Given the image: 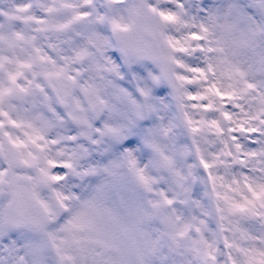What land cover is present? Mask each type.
Here are the masks:
<instances>
[{
  "label": "clouds",
  "instance_id": "1",
  "mask_svg": "<svg viewBox=\"0 0 264 264\" xmlns=\"http://www.w3.org/2000/svg\"><path fill=\"white\" fill-rule=\"evenodd\" d=\"M0 264H264V4L0 0Z\"/></svg>",
  "mask_w": 264,
  "mask_h": 264
},
{
  "label": "snow or ice",
  "instance_id": "2",
  "mask_svg": "<svg viewBox=\"0 0 264 264\" xmlns=\"http://www.w3.org/2000/svg\"><path fill=\"white\" fill-rule=\"evenodd\" d=\"M260 2H261L262 4H264V0H260Z\"/></svg>",
  "mask_w": 264,
  "mask_h": 264
}]
</instances>
